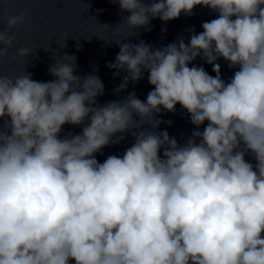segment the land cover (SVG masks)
<instances>
[{
    "label": "clouds",
    "instance_id": "obj_1",
    "mask_svg": "<svg viewBox=\"0 0 264 264\" xmlns=\"http://www.w3.org/2000/svg\"><path fill=\"white\" fill-rule=\"evenodd\" d=\"M109 2L128 13L102 25L122 33L106 40L119 47L107 67L126 73L114 92L147 73L146 101L131 92L99 104L102 80L75 74L74 55L46 82L0 72V264H264V0ZM198 5L217 17L187 42H121ZM26 17H0V61L19 57L24 69L36 49L10 50ZM220 59L237 69L227 81ZM178 104L196 129L183 144L157 131ZM66 124L82 131L62 137ZM118 133L134 143L99 162Z\"/></svg>",
    "mask_w": 264,
    "mask_h": 264
},
{
    "label": "water",
    "instance_id": "obj_2",
    "mask_svg": "<svg viewBox=\"0 0 264 264\" xmlns=\"http://www.w3.org/2000/svg\"><path fill=\"white\" fill-rule=\"evenodd\" d=\"M44 18L57 54L60 58L64 54L74 55L77 58L76 73L80 76L95 73L102 80L104 93L98 97V103L103 105L113 100H123L129 93L135 92L136 96L142 101H146L147 94L152 90V86L147 81V73L144 78L137 83H129L126 90L116 94V89L123 81L126 73L114 75L115 70L107 65L115 61L119 52V47L115 43H109L114 38H119L122 34L119 29L111 30L104 24L112 27L122 22V17L128 13H122L118 5L110 3L109 0H39ZM90 7L86 9L85 3ZM217 17V13L203 6H196L191 16L181 14V16L167 23L159 18L153 19L150 30H134V35L122 43H139L143 40L153 47L166 46L169 43L184 38L188 41L189 29H195L196 33L201 32L202 23ZM162 29H165L162 31ZM105 39V40H101ZM108 40V41H106ZM65 42V47L61 48ZM221 67V76L227 81L234 71L230 69L227 62L223 59L217 61ZM196 66H203L210 75H215L212 65L206 64L199 57L193 61ZM191 66V65H190ZM163 122L157 131L167 130L170 137H175L183 144L191 136L195 126L191 124L187 112L178 104L174 112L161 113L156 117ZM171 121V124L167 123ZM202 125L200 130H203ZM80 131H82V128ZM123 135L124 139L118 144H111L96 153V159L103 162L109 155L122 156L124 151L134 143V138L130 133L117 134ZM115 139V137H114ZM246 160L255 163L251 154L246 156Z\"/></svg>",
    "mask_w": 264,
    "mask_h": 264
}]
</instances>
